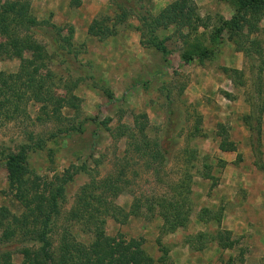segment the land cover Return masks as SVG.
<instances>
[{"label":"rangeland","instance_id":"1","mask_svg":"<svg viewBox=\"0 0 264 264\" xmlns=\"http://www.w3.org/2000/svg\"><path fill=\"white\" fill-rule=\"evenodd\" d=\"M9 1L28 3L38 22L31 33L48 54L46 101L72 98L76 109L67 104L55 116L52 107L45 113V104L32 100L25 106L27 117L1 125L0 206L16 215L24 212L10 189L17 176L45 180L72 165L87 167L68 186L50 236L49 264H58L64 230L79 242H92L82 224L66 222L79 189L92 179L101 184L110 179L121 191L103 199L119 209L104 215L106 235L144 240L154 264H264V16L258 32L249 38L243 30L239 36L223 27L236 13L229 1L195 0L208 27L198 33L185 29L184 37L172 27L159 30L163 54L142 46L139 12L129 7L136 0H110L97 14L93 21L109 18L112 26L118 6L132 10L116 35L102 40L89 34L93 21L86 38L76 31L74 23L89 21L91 13L89 3L81 10L82 0L79 7L73 0H0V10ZM138 4L155 16L162 11L153 13L146 0ZM243 37L249 38L250 57L241 51ZM187 54L189 62L183 58ZM20 64L0 35V71L16 73ZM226 69L235 71L232 77ZM230 79L234 93L226 91ZM140 114L148 116L141 122L151 156L135 148L143 141L135 124ZM131 134L136 139H129ZM221 144L235 150H221ZM177 194L187 204L183 212L190 213L189 222L161 234L158 201ZM3 231L0 253L8 250L15 264H23L24 245L4 239ZM220 235L234 247L222 248Z\"/></svg>","mask_w":264,"mask_h":264},{"label":"trees","instance_id":"2","mask_svg":"<svg viewBox=\"0 0 264 264\" xmlns=\"http://www.w3.org/2000/svg\"><path fill=\"white\" fill-rule=\"evenodd\" d=\"M136 1L129 7L130 9L135 8L139 12L138 20L143 27L142 46L154 48L163 54H166V49L157 36L159 30H167L172 27L182 36V31L185 29L198 33L200 28L208 27L198 13L195 0H176L156 16L143 10V4H138L143 3L144 0ZM225 1H229L233 5L236 13L231 21L223 24V27H229L239 36H242L246 30L243 36L249 38L259 31V23L264 16V0ZM73 2L75 7L81 5V0H73ZM131 12L132 10L129 12L124 6H118L117 16L114 18L112 26H109L112 21L109 18H103L101 21L96 19L89 27V34L99 37L101 40L115 36L117 26L124 23ZM36 26H38V22L32 16L28 3L9 1L2 6L0 35L5 38L10 57L20 59L21 64L16 73L8 74L0 71V127L6 122L25 116V106L32 100L45 104L43 106L45 113H49V108L52 107L50 113L55 116L61 115V109L67 104L76 109V106L69 102L72 101V98L55 101L50 99L47 102L43 96L46 86L45 77L48 73V54L46 48L31 33L32 27ZM70 33L74 34L73 31ZM249 38L243 37L244 42L241 48L247 57L252 54L251 49L245 45ZM201 55L200 59L205 53L202 52ZM183 58L187 62L192 60L189 54ZM224 71L227 74L231 73V77L235 73L234 70L228 72L229 70L226 69ZM251 118L252 116H248L245 121L249 122ZM147 119L146 114L135 117L136 129L143 138L140 146L135 144V148L136 151L151 156L153 151L150 150V145L146 142V125L141 122ZM256 121L255 129L260 136L261 116H258ZM249 127L251 131L254 130V126L249 124ZM136 137L135 134H131L129 139L134 140ZM221 150L234 151L235 148L226 149L224 144H221ZM10 160L15 162L16 155H11ZM86 170L85 166L72 165L70 170H66L61 175L56 174L51 179L42 180L37 175L29 174L28 178L25 175L17 176L12 183L10 189L23 206L24 212L21 215H16L7 207L0 206V230L4 229L3 238L7 241L16 239L18 243L24 245L20 249L24 255L23 264L52 263L54 256L50 236L54 231L56 220L61 216L68 186L80 172H86ZM99 183L92 179L89 184L81 187L70 213L66 216V222L82 224L85 228L84 231L93 234L92 242L88 245L79 242L70 232L64 230L59 248L58 264H154V260L143 249L144 240L126 241L122 236L112 238L106 235V216L104 217V215L110 214L112 209L115 211L119 209L104 202L103 199L108 194L117 196L121 191L118 183H114L110 179L103 182L104 184ZM179 198L180 195L177 194L172 198L163 196L158 201L164 220L161 234L175 232L178 228L185 227L189 222L190 213L183 212L185 206L187 208V204L185 205V200ZM114 216L118 218L117 215ZM228 234L231 233L228 232ZM220 239V246L224 249H232L235 245L230 241V238L224 243L221 235ZM28 243H31L33 248L27 246ZM0 264H15L10 251L6 250L0 253Z\"/></svg>","mask_w":264,"mask_h":264},{"label":"crops","instance_id":"3","mask_svg":"<svg viewBox=\"0 0 264 264\" xmlns=\"http://www.w3.org/2000/svg\"><path fill=\"white\" fill-rule=\"evenodd\" d=\"M110 0H82V6H81V10L82 9H86V5L89 3V10L91 9V13H89L90 18L89 21H81V22H75L74 23V27L76 29V31H81L80 35L83 38H86L87 32H88V27L89 24L93 21V19L97 16V14H99L101 11H103V9L105 8V6L107 5V3ZM176 0H146V3L148 5V7L153 11V13L155 12L156 14L159 13L161 10H163L164 8H166L168 5L172 4L173 2H175ZM76 23H80L82 24L81 27H77ZM227 82V81H226ZM235 86L234 83L232 82V80H229V85H226V91H228L229 93H234L235 91ZM240 99L239 97L236 98L237 103H241L239 102ZM242 105V103H241ZM242 110L243 113H248V107L242 106Z\"/></svg>","mask_w":264,"mask_h":264}]
</instances>
